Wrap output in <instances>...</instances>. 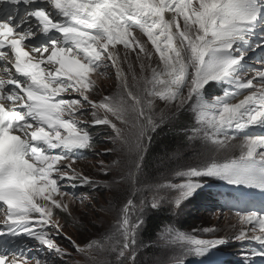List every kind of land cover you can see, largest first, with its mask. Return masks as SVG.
<instances>
[{"label":"rangeland","instance_id":"obj_1","mask_svg":"<svg viewBox=\"0 0 264 264\" xmlns=\"http://www.w3.org/2000/svg\"><path fill=\"white\" fill-rule=\"evenodd\" d=\"M153 1L151 0V2ZM182 1L184 3V0ZM185 1L199 21L197 30H191L183 22L177 23L171 26L174 40H170V33L166 31L164 38L168 41L164 42L159 40L160 34L154 30L157 24L150 25L145 22L146 18L142 19L138 26L146 30L150 37L146 38L147 36L142 37L138 34V37H141L140 45L135 44V47L130 46L124 50L125 55H122V59L125 63V74L121 81L123 84L131 82L136 87H139V84L146 87L147 103L142 108L144 116H153L160 120L178 119L180 114L185 111V106L195 91L197 98L189 110L195 117L198 131L210 139L222 142L229 137L239 138L243 133L244 135H257L254 124L255 114L259 109L255 107L246 109L240 106L237 103L241 101V97H235L231 94L207 96L201 89L204 83L224 73L230 62H236L242 58L249 59L247 58L249 52H246V49L235 44L234 41H230L217 46V48L224 47L232 51L230 54H225L224 59L217 65L208 67L206 63L202 65L196 60L199 47L208 37V22L212 24L209 31V36L212 38L218 36L219 27L228 22L225 15L227 3L223 0ZM229 3L233 4L232 1ZM229 8H233V6ZM247 9L252 10L253 6L247 5ZM235 17V13H230L229 18ZM116 19L117 16L115 15ZM258 22L259 20L249 22V20L242 19L238 26L245 28ZM195 23V20L190 21L191 25ZM231 32L225 31L222 34L228 36ZM240 34L242 33L236 35ZM116 35L117 31L113 37ZM99 40L93 47L99 43ZM169 52L173 53L172 55L179 61V65H184L183 68L177 69L175 77L172 75L177 84L172 81L167 82L170 73L175 69L174 66H169V68L166 65L165 59L169 60V57H166ZM214 54L213 61L216 62L221 59L223 50L216 49ZM150 59L152 60L150 61ZM246 76H249L248 79H243ZM254 79L255 75L251 72H246L244 76L233 74L229 84L239 88L247 86L248 82ZM69 83L75 85L73 81ZM256 86L258 88L257 93L262 94L264 87L258 79ZM43 95L48 99L53 98L51 91ZM248 97L249 102H254V95L250 94ZM25 101L27 102V100ZM77 105L78 102L75 99L52 101L50 110L45 114L44 123L40 127L44 136L51 140L49 145L45 147L46 158L42 163L34 166L31 173L26 176L25 182L18 184L17 187L11 183L3 188L4 211L1 218L10 223H15L20 219L25 222L21 225V228L27 230L25 236L34 243L38 250L44 252L33 263L24 261L22 264H178L176 262L178 258L175 256L180 251L169 248L172 243V234L167 229L164 235L160 236L158 233L157 235L160 237H157L156 241L152 243H148V240L143 238L144 231L142 229L145 228L148 218L153 215L152 210L163 203H165L172 219L178 215V221L183 222L190 214L196 215L198 218L192 224L186 220V224L183 226H188L189 229L184 232L172 220L175 228V234H173L175 239L189 240L195 245H201L203 242L214 240L213 237L243 236L240 233L244 227L247 229V236L264 239V217L260 216L253 207L243 212L223 210L222 212L210 211L205 213L192 205L188 196L198 193L209 182L205 177L203 167L187 182L181 179L183 170L179 169L176 178L172 181L154 182L158 179L156 175L148 176V167H144V160L138 163L135 154L132 153L131 148H139L141 143L138 138L133 141L135 130L131 120L122 123L123 139L116 140L109 146L103 144L100 147L102 150L111 151L109 158L104 160L103 165L106 166L111 178H114V182L106 186V191L94 192L85 196L81 188L85 185L86 173L99 177L101 174L98 169L101 167V161L71 160L66 153L80 150L89 142V134L80 130L75 122L76 120H83L81 115L76 113ZM144 128L145 146L147 147L150 145V131L148 125H144ZM252 128H254V132H251ZM253 140V137H249L245 142L248 144ZM40 141L44 144L47 143L46 139H40ZM234 142L232 144H235ZM191 150L193 149L188 148L192 155L190 163L206 158L205 154ZM4 152L9 154L10 147H5ZM178 154L180 152H176L175 156ZM262 154L264 155V153ZM144 157L145 153L141 155L140 160ZM122 158L127 160L126 164L111 165V161L114 159L121 160ZM27 169L22 168L20 170L21 177L25 176ZM145 169L147 172H144ZM246 171V175H249L250 172H264V165H254L245 161L230 162L225 167L214 165L209 173L214 174L215 179L221 178L226 181L229 175L230 179L236 180L226 187L250 191L252 196L257 192L264 193L263 189L239 185L245 178ZM72 174L74 176L69 178ZM146 186L150 189L148 193H145ZM124 188H129L130 194H123ZM221 192L230 193L227 189H223ZM256 196L261 197V194H256ZM263 199L264 195L260 201ZM256 200L258 199L256 198ZM207 204L210 205L211 203ZM127 207L130 210L129 215H127L128 218L125 216ZM66 208H68V214H62L66 212ZM144 209L147 210V215L138 214L139 210ZM55 211L62 212H58L61 218L54 213ZM140 216L145 219L144 224H137L136 221ZM32 219L39 222H31ZM129 221L130 230L128 228ZM50 222L54 225L58 224L60 230L48 227L47 224ZM122 224L126 227V236H123L125 228ZM18 226L16 224V227ZM62 234L71 235L76 243H69L65 239H59L62 243L56 241V238ZM192 237L196 239H192ZM80 240L84 243L79 244Z\"/></svg>","mask_w":264,"mask_h":264},{"label":"clouds","instance_id":"obj_2","mask_svg":"<svg viewBox=\"0 0 264 264\" xmlns=\"http://www.w3.org/2000/svg\"><path fill=\"white\" fill-rule=\"evenodd\" d=\"M141 2L142 1H140V3ZM118 7L119 11H117V13L115 14L117 16V19H114V25L110 26L113 29V33L105 32L102 35L98 36V39H100L99 43L94 47V56L98 57V59L94 62L97 65L96 68L98 69V71L102 72L101 76L105 79L106 83L100 82L99 87L96 85L95 88H93V90H95V93L92 95V98L90 97V103L85 102L86 96L77 92L74 87L67 88V84L62 82V74L69 73L70 75H76L77 72L74 68H76L77 70H79L78 67L82 70L89 69L87 64L90 62L89 59L78 58L76 62H73L74 64L68 63V60L70 58L68 54H70L71 51L66 46V48H64L63 51L61 53H58L57 55H52L51 52L42 54V58L46 59L47 61L42 64V67L39 69L38 75H36L35 77V79L40 84L34 83L31 79L23 84L24 88H21L20 93L15 97L16 102H12L11 100H5L3 110H1L3 118H6L8 120L7 125L5 126V132L7 135L4 133V136L11 137L12 133L16 132V165L14 166L15 175H13V177L9 179H6V177L0 179V264H22V262L24 261L28 263H33L34 260L40 258L42 253H44L42 250H38L34 243L28 240V238L25 236L27 230L21 228V225L25 222L20 219L15 223H10L9 221L2 219L1 215L4 211V199L2 197L3 188L7 187V185L11 183L13 186L16 185L17 187L18 184L25 182L26 176L28 175V173H31L33 166L42 163L43 160L46 158L45 147L46 145H49V142L51 141L48 137L44 136V134L40 130L36 133V136L33 137L25 136L22 132H17L19 129L18 124L21 119L33 120L37 112L34 111L35 109L44 108L52 105L53 100L44 97V93L41 92L42 85L47 83L46 79H49L51 83L46 84L45 87L49 88L51 92H58L57 98L59 101L65 99H75L78 102L76 113L80 114L83 120H76V122L78 123L77 127L82 131H86L90 137L88 144L86 146H83L80 150H76V153H86L87 158L85 159V162L87 160H96V162L101 161L100 166H103L105 168L103 169V171L106 172H100V176L102 177H96L86 173V180L90 179L93 183H89L87 186L84 185L81 188V190L85 193V196L93 194V192H91L90 190L95 192H101L105 190L106 184H109L110 182L114 181V178L110 177V179H107L104 177V174L108 173L109 171L106 169V166L103 165V162L104 160L109 158L111 151L102 150L100 149V147L103 144H107L109 146L111 143L116 142V140L119 141L120 139H123L122 123L124 121H128V119H126L124 115V108L120 109L116 105L108 101V98L112 93H118L120 98L128 99L130 101V106H132V109L136 114L137 121L140 126V132L138 133V137H135L133 139L138 138L141 144L139 148L135 149L132 147L131 150L134 149L138 153V163H141L145 159L147 150L150 146H145V128L144 126H141V123L149 124L153 131L161 127L165 129V126H168V122L170 120H160L158 118H154L153 116H144L142 108L147 103L146 96L144 95L146 92L145 86L142 87V85L139 84V87H136V85H134L133 83L123 84V82L121 81L123 75L125 74V63L122 59V55H124V50L129 48L130 46L133 47L135 44L137 45L138 42L132 41L125 46L117 45L119 46V48L117 49L115 48L116 46L112 45L113 41L116 38H119L113 37L115 34L116 25L120 22L121 19L125 20L127 17H131L134 12L133 5H128L123 1L121 2V4H118ZM116 31L120 32L119 30ZM107 49H109V53L101 61L103 57L99 58V52L104 50L107 52ZM86 79L87 78H85L84 76H79L78 81L81 83ZM62 86L64 87L62 88ZM25 100H27V102ZM30 102L36 103L37 107L34 108V106H31ZM16 104L17 108L13 109ZM130 106H128L127 108H130ZM71 118L73 119V117ZM142 118L146 120H143ZM9 123L12 124L11 127L8 126ZM91 125H93V127ZM119 127L121 128V133ZM153 131H151L150 134ZM26 139L29 142L23 145L19 143L25 141ZM40 139H46L47 143L44 144L42 141H40ZM149 139L151 143V135ZM108 152L109 154H106ZM143 153H145V157L140 160V157ZM10 164V161L5 162V165ZM139 166L141 165L139 164ZM101 167L98 170H100ZM22 168H28L24 177H21L19 174ZM188 174H190L191 177L194 176V174L186 172V178H188ZM73 176L74 174L70 175L69 178H72ZM187 181L188 180H185V182ZM102 183L104 184L102 185ZM198 209L200 210L201 208ZM67 211L68 208H66V212L64 213L60 211H55L54 213L58 216V212L67 215ZM126 212L127 214L125 216L128 218L127 215H129L130 212L128 207L126 209ZM31 222L38 223L39 221L32 219ZM16 224H18L19 226L16 227ZM47 225L48 227L55 228L58 231L60 230V226L58 224L54 225L50 222ZM122 225L124 226V224ZM129 227L130 221L128 228ZM124 228L125 233L123 236H126V227L124 226ZM186 230L187 229L183 228L182 226V231L184 232ZM56 239V241L58 242H60L59 239H65L69 243H76V240L69 234H62V236L60 235V237L58 236ZM83 243L84 241H79V244Z\"/></svg>","mask_w":264,"mask_h":264},{"label":"trees","instance_id":"obj_3","mask_svg":"<svg viewBox=\"0 0 264 264\" xmlns=\"http://www.w3.org/2000/svg\"><path fill=\"white\" fill-rule=\"evenodd\" d=\"M108 101L113 103L120 109L124 108V114L126 119L131 120L134 125V130H135L134 138L138 137V133L140 132V126L137 121L136 114L134 113L132 106H130V101L128 99L120 98L118 93H112L109 96ZM128 106H130V108H127ZM190 122H191L190 117H188L186 114H181L178 119H174L170 121L165 129L161 127L150 134L151 143L147 150L146 157L144 159V167L145 166L148 167V173H147L148 176L156 175L158 179H156L154 182H158V181L165 182L166 180L172 181V179L176 178V173L178 169L183 170L181 179L184 180L185 178L184 173L189 172L198 163L202 162L205 159L204 158L203 160L200 161L197 160L198 162L190 163L192 155L188 151V148L193 149L191 151L205 154L206 158L211 155L210 149L206 150L203 143L198 142L194 139H186V136L182 132V129L188 127V125H190ZM133 141H135V139H133ZM176 152H180V154L175 156ZM132 153L135 154L136 159L138 161V153L136 152V150L133 149ZM243 153L244 150L240 148H233L230 155L235 158H238V157H242ZM126 162L127 160L124 158H122L121 160L114 159L113 161H111V165L116 166L119 164H126ZM103 169L105 168L102 166L99 171L101 172L103 171ZM144 172H147L146 169ZM104 177L110 179L111 177L110 173L108 172L107 174H104ZM112 182H110L109 184H112ZM103 184L104 183H102V185ZM109 184H106V186H108ZM145 188H146L145 193H148L150 189L147 186ZM86 190H90V189H86ZM90 191L93 193L95 192L92 190ZM123 191H124L123 194H130L131 190L129 188H124ZM189 199L192 201V205H194L195 208L197 209L202 208L201 206L198 205L201 204L202 202H205V200L201 201L197 199L196 196H193ZM156 207H157L156 209L154 207V209L152 210L153 215L149 217L148 220L146 221L145 228L142 229V231H144L143 238L145 237L148 240V243H152L156 241L157 237L164 235L166 229L168 232L172 234V239H174L175 236H173V234H175V228L172 223V220L174 221L175 225L178 228H182V226L186 224V220H188L192 224V222L195 219H198L196 215L190 214L185 221L179 222L178 215L174 216L173 219L171 218L168 210L165 207V203ZM171 208L173 209L172 202H171ZM146 212L147 210L145 211V209L139 210L138 214L140 213L141 215L145 216L147 215ZM140 220L143 222H141ZM136 222L137 224H142V223L144 224L145 219L143 218V216H140ZM183 228L187 230L189 229L188 226H183ZM158 233L160 236L157 235ZM192 239H196V238L192 237ZM169 248H175L180 251V253L175 256V258H178L176 259V262H178V264H192L197 260L199 263H201L205 259H209L210 257H213V259L215 258L214 253L206 252V250L202 249L199 246L189 247L186 244H170Z\"/></svg>","mask_w":264,"mask_h":264},{"label":"bare ground","instance_id":"obj_4","mask_svg":"<svg viewBox=\"0 0 264 264\" xmlns=\"http://www.w3.org/2000/svg\"><path fill=\"white\" fill-rule=\"evenodd\" d=\"M86 1V3H87V9L85 10V11H82L83 12V17L85 18V19H88V20H90V21H92L93 19H94V14H95V12H94V8H96L97 7V2H103V1H105V0H85ZM121 2L123 1H126V0H120ZM131 2L132 3H137L138 2V0H131ZM172 2H173V0H158V5H157V9L161 12V13H163L164 15L163 16H161V17H156V20L158 19L159 20V22L160 23H162L161 24V27H158V28H154L156 31H160V28H162V26H163V24L164 25H167L168 24V22H169V20L171 19V14L167 11L166 12V8H169L170 6H172ZM118 3V2H117ZM237 3H238V5H237V7H240V3H241V0H237ZM184 4H185V1H184ZM236 7V8H237ZM115 9H116V11H119V7L118 6H116L115 5ZM104 13V14H107L108 16L110 15V11H104V12H102V11H96V20L94 21V22H96L93 26H92V32H94L95 33V36H93V38H90V40L88 41V44L84 47V55H89V54H91L93 51H94V47H93V45L96 43V42H98V36H100V35H102L103 33H105V32H107V33H113V29L108 25V24H103L102 25V23H103V21H104V19H106V18H108V16H104V15H102V14H98V17H97V13ZM114 14V13H113ZM170 14V15H169ZM258 14V13H257ZM69 21H72L71 19H69ZM93 22V23H94ZM174 26V25H173ZM152 27V26H151ZM171 30H172V28H171V25H170V30H169V33H170V36H171ZM166 32V31H165ZM164 32V33H165ZM64 36H67V35H64ZM171 40V39H170ZM165 42V41H164ZM143 43V42H142ZM149 44V43H148ZM163 44V43H162ZM216 44V42L215 41H208L207 43H205L204 44V46H203V50L204 49H206L208 46L210 47V46H212V45H215ZM150 45V44H149ZM166 45V44H165ZM164 45V46H165ZM172 45V44H171ZM73 45L72 44H68V46H67V48L68 47H72ZM161 46V45H160ZM174 46V45H173ZM178 46V45H177ZM176 46V47H177ZM135 47V46H134ZM137 47V46H136ZM141 47V46H140ZM153 47V46H152ZM162 47V46H161ZM175 47V46H174ZM145 48V47H144ZM159 48V47H158ZM175 49V48H174ZM177 49V48H176ZM153 50V49H152ZM151 53V52H150ZM125 55V54H124ZM138 55V54H137ZM131 56V55H130ZM156 56V55H155ZM137 57V56H136ZM167 57H169V60H172V56L171 55H168ZM203 58V55H201V59ZM153 59V58H152ZM152 59H150V61L152 60ZM138 62V61H137ZM147 62V61H146ZM176 63L179 65V61L177 60L176 61ZM140 64V63H139ZM178 65H174V67H175V69H174V71L173 72H171V73H173V76L175 77L176 75H177V69H181V68H183L184 67V65H180V66H178ZM170 67H173V66H170ZM169 67V68H170ZM169 68H168V71H169ZM172 75V74H171ZM172 76V80H174V77ZM170 77V76H169ZM168 77V78H169ZM47 80V83L46 84H48V83H51L50 81H49V79H46ZM131 83V82H130ZM129 83V84H130ZM46 84H43L42 85V88H41V90L43 91V92H48V91H50V90H48L45 86H46ZM252 95H254V102L256 101V102H258V106L260 107V108H263L262 110H261V112L258 114V116H257V122H258V126H259V123H264V94H262L259 98H258V93H254V94H252ZM249 98V97H248ZM248 98L246 99V102H249L248 101ZM240 99V98H239ZM243 106H245V108L246 109H248L249 108V106L247 105V104H243ZM50 107L51 106H48V107H44V108H40V109H38L37 110V112H36V114H35V118L33 119V120H31L30 122H29V124H27L26 126H28V125H31V126H35V127H38L39 126V124L41 123V122H43L44 121V118H45V114H47L48 113V111L50 110ZM254 123V122H253ZM12 126V124H10L9 125V127H11ZM39 128V127H38ZM40 129V128H39ZM20 174V173H19ZM249 175H251L252 174V172H250V173H248ZM264 182V176H260V175H252V176H250L248 179H247V181H246V183L248 184V185H253V186H260L262 183Z\"/></svg>","mask_w":264,"mask_h":264}]
</instances>
